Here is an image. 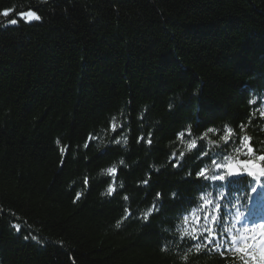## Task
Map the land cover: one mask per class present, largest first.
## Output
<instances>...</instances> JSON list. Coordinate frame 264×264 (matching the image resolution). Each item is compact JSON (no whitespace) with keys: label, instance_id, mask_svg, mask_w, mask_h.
<instances>
[{"label":"trees","instance_id":"1","mask_svg":"<svg viewBox=\"0 0 264 264\" xmlns=\"http://www.w3.org/2000/svg\"><path fill=\"white\" fill-rule=\"evenodd\" d=\"M261 157L264 0H0V264H250L183 218Z\"/></svg>","mask_w":264,"mask_h":264},{"label":"snow or ice","instance_id":"2","mask_svg":"<svg viewBox=\"0 0 264 264\" xmlns=\"http://www.w3.org/2000/svg\"><path fill=\"white\" fill-rule=\"evenodd\" d=\"M28 16L29 17H33L34 16V13H32V12H29L28 13ZM35 18H37L38 19V17H35ZM11 23H16V21L15 20H12L11 21ZM261 159H264V157H261ZM113 171V169H109V172H112ZM213 179H223V177L221 176V177H213ZM112 191H113V189L111 188V187H109V189H108V192H109V194H111L112 193ZM79 193H77V197H79ZM120 225H119V223L117 224V227H119ZM33 239H35V237H33ZM209 243H211V241H209ZM200 247V245L198 244L197 245V248H199Z\"/></svg>","mask_w":264,"mask_h":264}]
</instances>
